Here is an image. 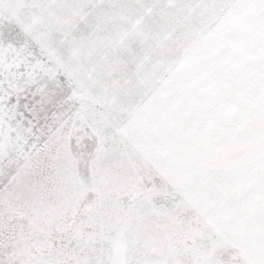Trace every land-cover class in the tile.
<instances>
[{"label":"snow or ice","instance_id":"obj_1","mask_svg":"<svg viewBox=\"0 0 264 264\" xmlns=\"http://www.w3.org/2000/svg\"><path fill=\"white\" fill-rule=\"evenodd\" d=\"M0 264H264V0H0Z\"/></svg>","mask_w":264,"mask_h":264}]
</instances>
